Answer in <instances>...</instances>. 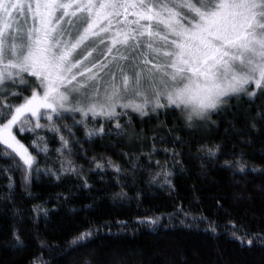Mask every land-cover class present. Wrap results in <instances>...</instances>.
<instances>
[{
  "label": "trees",
  "instance_id": "1",
  "mask_svg": "<svg viewBox=\"0 0 264 264\" xmlns=\"http://www.w3.org/2000/svg\"><path fill=\"white\" fill-rule=\"evenodd\" d=\"M222 108L191 127L178 111L140 116L129 109L130 123L118 118L127 129L121 135L115 120L77 113L56 122L59 132L17 133L26 145L30 138L48 150L30 147L41 163L39 175L27 178L0 156V264H32L37 257L45 264H264V243L241 245L227 230L231 218L264 233V121L257 117L264 98L235 95ZM100 126L103 133L87 135ZM69 160L76 172L61 169ZM225 161L246 162L245 172ZM58 169L59 179L48 174ZM208 221L218 225L216 233ZM90 222L99 227L91 243L71 245Z\"/></svg>",
  "mask_w": 264,
  "mask_h": 264
},
{
  "label": "snow or ice",
  "instance_id": "2",
  "mask_svg": "<svg viewBox=\"0 0 264 264\" xmlns=\"http://www.w3.org/2000/svg\"><path fill=\"white\" fill-rule=\"evenodd\" d=\"M239 93L264 98V0H0V145L6 146L0 156L24 178L40 173L30 147L48 148L30 138L26 145L17 133L43 127L59 132L56 122L67 113L115 120L117 135L127 131L118 118L130 123L129 109L140 116L178 111L191 127L219 114ZM257 117L264 121V112ZM103 132L100 126L87 135ZM60 141L67 148L63 135ZM67 164L63 171H77L71 160ZM225 164L245 172L246 162ZM61 169L48 174L59 179ZM227 223L241 245L264 243V233L231 218ZM217 227L208 221L207 230L216 233ZM98 231L90 222L69 243L86 246ZM32 264L45 262L37 257Z\"/></svg>",
  "mask_w": 264,
  "mask_h": 264
},
{
  "label": "rangeland",
  "instance_id": "3",
  "mask_svg": "<svg viewBox=\"0 0 264 264\" xmlns=\"http://www.w3.org/2000/svg\"><path fill=\"white\" fill-rule=\"evenodd\" d=\"M94 55H95V54H94ZM31 79H34V78H31ZM17 87H24V86H23V85H17ZM235 95H244V94H243V93H239V94H235ZM235 95H234V96H235ZM222 106H224V105H222ZM222 106H221V107H222ZM117 111L120 112L121 109L118 108ZM77 114H79V113H77ZM42 121H43V119H41V123H42ZM14 131H15V129H14ZM17 135H18V134H17ZM18 138H19V136H18ZM5 147H6V146H5ZM29 150H30V149H29ZM9 151H11V150H9Z\"/></svg>",
  "mask_w": 264,
  "mask_h": 264
}]
</instances>
